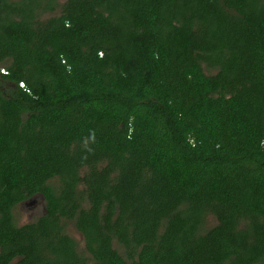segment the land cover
<instances>
[{
	"label": "trees",
	"instance_id": "1",
	"mask_svg": "<svg viewBox=\"0 0 264 264\" xmlns=\"http://www.w3.org/2000/svg\"><path fill=\"white\" fill-rule=\"evenodd\" d=\"M0 70V264H264V0H0Z\"/></svg>",
	"mask_w": 264,
	"mask_h": 264
},
{
	"label": "flooded vegetation",
	"instance_id": "2",
	"mask_svg": "<svg viewBox=\"0 0 264 264\" xmlns=\"http://www.w3.org/2000/svg\"><path fill=\"white\" fill-rule=\"evenodd\" d=\"M10 211L11 222L14 227L19 229L27 225H36L40 223V219L47 214L46 197L42 192L34 193L33 195L18 201L12 206ZM63 228L64 233L78 246L79 252L88 255L84 246L83 235L74 229L72 225L68 224V222L64 223ZM50 258L45 260L46 264L51 263ZM17 260L18 259H16V261Z\"/></svg>",
	"mask_w": 264,
	"mask_h": 264
},
{
	"label": "built area",
	"instance_id": "3",
	"mask_svg": "<svg viewBox=\"0 0 264 264\" xmlns=\"http://www.w3.org/2000/svg\"><path fill=\"white\" fill-rule=\"evenodd\" d=\"M1 73H2V70H1ZM19 87H21V88H24V85H23V83L21 82V83H19Z\"/></svg>",
	"mask_w": 264,
	"mask_h": 264
}]
</instances>
